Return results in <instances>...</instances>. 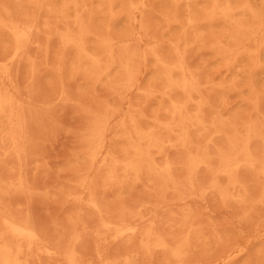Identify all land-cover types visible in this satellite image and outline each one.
<instances>
[{
    "label": "rangeland",
    "instance_id": "374dc122",
    "mask_svg": "<svg viewBox=\"0 0 264 264\" xmlns=\"http://www.w3.org/2000/svg\"><path fill=\"white\" fill-rule=\"evenodd\" d=\"M0 264H264V0H0Z\"/></svg>",
    "mask_w": 264,
    "mask_h": 264
},
{
    "label": "bare ground",
    "instance_id": "6f19581e",
    "mask_svg": "<svg viewBox=\"0 0 264 264\" xmlns=\"http://www.w3.org/2000/svg\"><path fill=\"white\" fill-rule=\"evenodd\" d=\"M144 152V151H143ZM97 206V205H96ZM4 225V224H3ZM6 226V225H5ZM30 229V228H29ZM24 231V230H23ZM28 234V233H27ZM27 236V235H26ZM28 237H29V240H31V243H32V241L34 240L33 238H34V235L30 232V234H28ZM37 237V236H36ZM35 237V238H36ZM30 242V241H29ZM34 242V241H33ZM33 244V243H32ZM33 245H35V243L33 244ZM10 247V246H9ZM11 248V247H10ZM35 248H36V246H35ZM40 250V249H39ZM11 251V250H10ZM11 254V253H10ZM17 256H19V255H17ZM17 256L15 255V257L17 258ZM13 258H14V256H13ZM12 258V259H13ZM18 260V259H17ZM71 260V259H70ZM72 261V260H71Z\"/></svg>",
    "mask_w": 264,
    "mask_h": 264
}]
</instances>
